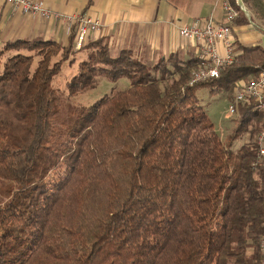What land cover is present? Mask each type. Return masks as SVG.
<instances>
[{
	"label": "trees",
	"instance_id": "obj_1",
	"mask_svg": "<svg viewBox=\"0 0 264 264\" xmlns=\"http://www.w3.org/2000/svg\"><path fill=\"white\" fill-rule=\"evenodd\" d=\"M70 38L0 51H16L0 63V264H259L264 115L252 97L240 102L224 140L197 90L232 99L264 71V48L236 46L218 77L190 84L197 57L148 65L131 50L112 55L103 39L88 43L70 94L97 75L131 86L55 123L64 102L52 79L82 49Z\"/></svg>",
	"mask_w": 264,
	"mask_h": 264
},
{
	"label": "crops",
	"instance_id": "obj_2",
	"mask_svg": "<svg viewBox=\"0 0 264 264\" xmlns=\"http://www.w3.org/2000/svg\"><path fill=\"white\" fill-rule=\"evenodd\" d=\"M42 1L49 8L60 12L83 13L97 19L101 27L92 33L89 44L103 39L112 55H118L124 49L131 50L148 65L171 56L180 61L198 58L200 44L182 37L180 28L195 20L212 18L215 22L225 21L226 0ZM249 3L247 6L243 2V13L231 23L233 38L236 46L264 48V0H249ZM237 4H240L238 0ZM70 35L67 27L60 21L25 14L0 0V45L3 47L7 41L16 39H49L67 46ZM219 48L221 52L224 51L223 45L220 44ZM15 53L16 51L12 54ZM227 95L229 96L228 93ZM233 97L230 99L231 103L234 102Z\"/></svg>",
	"mask_w": 264,
	"mask_h": 264
},
{
	"label": "built area",
	"instance_id": "obj_3",
	"mask_svg": "<svg viewBox=\"0 0 264 264\" xmlns=\"http://www.w3.org/2000/svg\"><path fill=\"white\" fill-rule=\"evenodd\" d=\"M14 10H20L25 14L38 16L44 19H54L63 23L70 34L75 35V48L80 49L89 42L92 33L101 27L97 19L83 13L68 14L54 10L46 6L42 0H2ZM225 21L215 22L212 18L195 20L182 26L180 35L192 39L200 44V66L192 73L190 84L204 82L220 75L222 69L231 65L237 54L236 44L233 38L231 23L240 15L239 10L229 0L224 3ZM223 45L221 52L219 45ZM252 97L256 101L257 108L264 115V71L247 82L239 83L234 102L229 111L237 113V105ZM258 145V162L264 164V129L256 136ZM260 237L261 259L259 264H264V232Z\"/></svg>",
	"mask_w": 264,
	"mask_h": 264
},
{
	"label": "rangeland",
	"instance_id": "obj_4",
	"mask_svg": "<svg viewBox=\"0 0 264 264\" xmlns=\"http://www.w3.org/2000/svg\"><path fill=\"white\" fill-rule=\"evenodd\" d=\"M2 49L3 46L0 45V51ZM91 51V47L88 48L85 46L84 48L78 50V52L72 54L70 59L63 63L61 70L54 76V79H52L51 85L60 94L64 102V107L55 123H58V121H62L63 119L68 121L71 120L72 117L69 115L70 111L76 108L90 106L92 103L101 98L104 93L112 94L115 91L126 89L131 85V81L127 77H122L117 79V81H113L105 78V76L103 77L97 75V81L93 87L71 95L68 87L69 82L75 75L77 76V74H79L81 63L89 57V53ZM14 52L15 51L12 53ZM12 53L3 54V56L0 57L1 66L6 57H8V55H12ZM39 59L40 57L37 56L36 60L38 61ZM37 61L36 64H34V67H36ZM197 96L200 99L199 101H201V103L206 107L209 119L214 123L215 128L221 135L222 139L225 140L226 136L231 133L234 128L236 120L240 117V114H233L229 111L231 100L227 95V92L212 93L208 86H201L197 90ZM250 136L251 134L249 133L244 134L234 143L233 149L238 150L244 143L249 142L251 139ZM0 138H2L1 134Z\"/></svg>",
	"mask_w": 264,
	"mask_h": 264
},
{
	"label": "water",
	"instance_id": "obj_5",
	"mask_svg": "<svg viewBox=\"0 0 264 264\" xmlns=\"http://www.w3.org/2000/svg\"><path fill=\"white\" fill-rule=\"evenodd\" d=\"M239 1V5H241L242 8H244V5H243V1L242 0H238Z\"/></svg>",
	"mask_w": 264,
	"mask_h": 264
}]
</instances>
